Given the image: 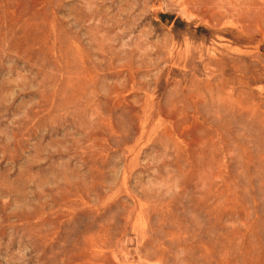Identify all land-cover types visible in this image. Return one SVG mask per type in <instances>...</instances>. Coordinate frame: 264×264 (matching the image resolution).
Masks as SVG:
<instances>
[{
    "label": "rangeland",
    "instance_id": "1",
    "mask_svg": "<svg viewBox=\"0 0 264 264\" xmlns=\"http://www.w3.org/2000/svg\"><path fill=\"white\" fill-rule=\"evenodd\" d=\"M0 264H264V0H0Z\"/></svg>",
    "mask_w": 264,
    "mask_h": 264
}]
</instances>
